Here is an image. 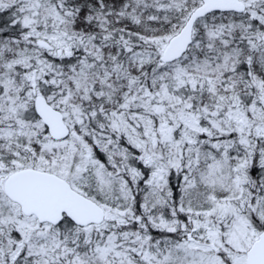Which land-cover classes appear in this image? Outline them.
Returning <instances> with one entry per match:
<instances>
[{
    "label": "snow or ice",
    "instance_id": "6c2138e0",
    "mask_svg": "<svg viewBox=\"0 0 264 264\" xmlns=\"http://www.w3.org/2000/svg\"><path fill=\"white\" fill-rule=\"evenodd\" d=\"M0 264H264V0H0Z\"/></svg>",
    "mask_w": 264,
    "mask_h": 264
}]
</instances>
